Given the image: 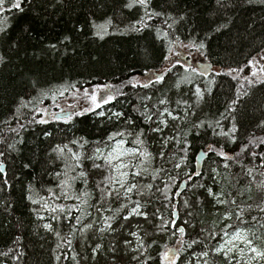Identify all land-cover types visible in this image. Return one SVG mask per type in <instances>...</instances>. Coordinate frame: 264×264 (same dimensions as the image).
I'll list each match as a JSON object with an SVG mask.
<instances>
[{
  "label": "trees",
  "instance_id": "16d2710c",
  "mask_svg": "<svg viewBox=\"0 0 264 264\" xmlns=\"http://www.w3.org/2000/svg\"><path fill=\"white\" fill-rule=\"evenodd\" d=\"M128 3L24 0L21 12L11 9L6 0L0 10V27L6 29L0 32V152L5 153L0 160L7 172V184L0 175V264H143L147 257H151L147 264H170L163 254L172 249L170 257L177 252L180 256L176 264H203L199 253L219 247L224 233L232 234L236 229L249 232L264 248V161L260 158L264 155V144H260L264 139V83L249 84L230 73V69H245L264 49V0H150L148 12L160 14L151 20L144 8L137 5L130 9L125 7ZM142 17L143 23L137 24ZM99 25L107 29L103 39L96 35ZM193 42L197 46L203 43L204 48L190 47ZM176 45L187 46L222 73L172 67L164 56ZM168 68L171 71L162 83L148 88L131 86L136 76ZM100 83H109L118 94L117 100L103 109L104 117L87 113L72 115L68 122L67 117H50L44 118L47 123H30L40 118L37 109L54 103L61 92ZM197 86L204 93L200 100L195 95ZM162 99L167 101L165 105L159 104ZM165 107L180 119L165 116L168 127L162 133L151 132L157 125L150 124L144 114L155 113L156 119L157 109ZM115 112L124 116L109 120ZM129 117L134 124L126 123ZM233 125L234 133L218 135L221 130L229 132ZM141 129L145 133L140 137L142 146L133 143L135 135L125 139L127 147H140L151 154L143 164L147 172L135 179L140 185L153 187L142 189V195H132L149 218L134 216L124 221L133 205L123 197L111 198L104 202L107 211L102 209V215H115V231L102 233V220L94 207L100 200L96 184L108 173L94 170L86 157L93 155L95 148H103V143L97 142L106 141L110 133H139ZM73 141L82 143L83 148ZM57 145L83 153L88 182L77 180L70 194L91 193L87 204L51 195L49 190L60 194L58 185L64 177L56 174L63 173L66 160L70 161L67 149L63 158L53 152ZM209 145L233 159L225 160L215 153L197 159ZM253 151L256 157L251 155ZM139 162L140 157L135 156L132 163ZM196 171L202 175L189 180V174ZM152 175H156L155 180ZM208 189L222 193L219 198L228 203L217 204V196H210ZM45 203L50 207L78 205L91 213L82 218V224L92 223L93 227L81 231L82 224L50 212ZM122 204L128 207L121 208ZM240 209L244 212L238 219ZM172 212L177 215L173 217ZM154 213L165 220L174 219L176 228L157 227L161 221L153 218ZM79 214L73 212V216ZM53 215L58 218L52 219ZM226 215L230 218L225 219ZM44 224H50L52 230ZM181 226L185 233L178 231ZM130 232L142 237L146 251H133L140 242ZM193 239L202 243L189 248ZM125 240L131 243L126 245ZM97 244L102 248L93 253ZM207 260L208 264H228L224 255L216 252H210Z\"/></svg>",
  "mask_w": 264,
  "mask_h": 264
},
{
  "label": "snow or ice",
  "instance_id": "6c2138e0",
  "mask_svg": "<svg viewBox=\"0 0 264 264\" xmlns=\"http://www.w3.org/2000/svg\"><path fill=\"white\" fill-rule=\"evenodd\" d=\"M8 3L11 5V9H16L19 11H23L22 3L24 0H7ZM6 0H0V10H2L5 6ZM150 0H129V3L125 5V7L133 8L137 5L145 9V14L147 15L148 19L151 20L153 16L160 15L159 13H151L148 12V6H149ZM9 9V10H11ZM110 23V22H109ZM143 23V17L140 21H137V24ZM97 31L96 35L100 38H104V34H106L107 29L104 25L96 26ZM169 27H171L169 25ZM136 30H140L137 28ZM6 29L3 27H0V32H4ZM165 35H167L165 33ZM177 42H179V38H177ZM190 47H198L199 49L204 48L203 43H200L198 46L193 42L189 45ZM54 47V46H53ZM169 55L164 56V60L167 61L169 64L172 65V67H176L177 65H181V61L179 59L181 53L180 52H173L172 48L168 49ZM261 60H264V56L260 57ZM3 61V57H0V62ZM187 62L185 61L184 64ZM257 63L256 58H253L248 62L246 67H253ZM188 68H191L192 72H196L197 70L195 68H192L191 66H188ZM187 70V69H186ZM171 71V68H168L166 71L163 72H156L153 73L152 76H148L147 83L138 84V83H132V87H144L148 88L150 85L154 83H162L165 76L168 72ZM244 68L239 69H230L231 72L240 73L243 72ZM260 72H264V66H262L259 69ZM221 73H217V75H220ZM200 75H204L203 72L200 73ZM253 77L256 78L255 81L249 80L248 77H244L246 81H248L249 84L253 82H259L264 83V78H260L257 76V72H252L251 74ZM235 79V77H233ZM191 82V81H188ZM131 83V82H130ZM74 87V85H73ZM110 86L105 85L103 88L100 86H97L96 89H93L91 92H89L88 89L84 90V94L88 99H90L91 103L88 107L82 108L80 111L71 113L67 116V119L65 122H68L72 119V115L76 116H84L87 113H95L96 115L100 117H104L106 115V112L103 110L105 106L110 105L113 101L117 100L118 94L115 92H112L109 90ZM99 90V91H98ZM245 94H247L245 92ZM60 95H63V92L60 93ZM119 95H123L122 92L119 93ZM195 95L197 96L198 100L203 98V91L197 86ZM53 99H55V95H53ZM150 99V98H148ZM30 103V102H29ZM167 103L166 100L162 99L159 101L160 105H165ZM186 103V102H185ZM233 104L236 103V101L232 102ZM22 107H26L27 104H22ZM145 108H147V105H145ZM231 108V106H230ZM100 110V111H97ZM151 110H149L150 112ZM37 112H47V109H37ZM157 112L159 113V116L154 119L155 113L152 114H144L145 119L151 123H155L157 126L154 128H150L151 132L154 133H162L165 128L168 127V119H165V116L172 120L180 119L179 116L174 115L172 111H170L167 107L163 109V111H160L157 109ZM116 117L117 119H120L124 116V113L122 112H115L111 113V115L108 116V119L110 120L112 117ZM59 119V117H57ZM234 119V117H233ZM48 121L44 119L43 116H40L39 119H35L33 121H30V123H47ZM126 123L128 125L134 124V121L131 120V118H127ZM219 123V122H217ZM264 123V122H262ZM161 125L163 127H161ZM203 126V125H200ZM21 128L24 127L23 124L20 125ZM15 131V129H13ZM236 131L235 125H233V128L229 130V132H224L221 130L218 135L223 136H229L230 133H234ZM144 130L141 129L139 133H133V132H125V131H118L110 133L107 137L106 141L103 142H97L98 144L103 143V148L97 147L94 149L93 155L86 157L87 160L92 162V168L97 171L101 172H107L108 175L104 176V179L101 180L96 184V189L100 194V200L97 202V205H94L96 207V211L98 213V219L102 220V227L99 228L100 232H114L115 229L112 226V222L115 220V215L113 216H103L102 215V209L103 204L107 200L111 198H115L117 200L121 199V197L128 200V203L133 205L130 210L128 211V214L123 216L124 221H128L134 216H142L146 221L148 220V213L146 211H142V205L139 200H132V195H142V189H151L153 187L152 184L147 185H140L136 182V177L142 176L145 172H147V169L143 167V164L145 161L149 160L151 158V154L147 153L146 151H142L140 147H133V148H124L123 145L127 143L125 136H136V139L133 141L136 145H143V140L140 138L144 135ZM46 136L50 135V133H45ZM174 139V138H173ZM232 142L235 143V137L232 136ZM114 142V143H113ZM74 144H77L79 147L83 148V144L79 141H73ZM84 143H88L86 140ZM164 146L167 145L168 140H163ZM260 144H264V139L260 140ZM13 145H9V148H13ZM65 149H67V153L70 156V161L66 160L65 162V170L63 173H57V177H61L63 175V179L60 180V184L58 185V188L60 189V194L57 196L55 192H51V195L55 197L56 199H74L79 200L83 204H87L88 200L91 199V193L85 191L82 192L80 195H71L70 192L72 191L73 184L79 180L85 184H87V172L83 171V161L85 159L83 153H75L72 152L70 148H68L67 145H64L63 147L57 145L53 152H55L57 155H60L62 158L64 157ZM247 146H245L244 149L246 150ZM208 153H215L216 155L222 157L225 160L233 159V157L227 156L223 151H217L212 145L208 146V151L204 153L205 156L208 155ZM129 154H133L135 156L140 157V162L138 164H133L131 161L125 162V157ZM240 153H236L237 156H239ZM5 153L0 152V157H3ZM161 158H163L164 153L161 152ZM251 155L253 157H256L258 154L256 152H252ZM261 160L264 161V155L260 156ZM199 159V157H197ZM98 161H102L98 162ZM264 166V165H262ZM27 167V165H25ZM175 167L179 168L180 164L175 165ZM227 167V164L225 165ZM79 170V171H78ZM160 171V170H158ZM251 169H249V173H251ZM72 173H75V175H72ZM0 175H3L5 178V183L7 184V172H6V166L0 160ZM202 173L199 171L190 173L188 178L191 180L193 176L199 177ZM151 179L155 180L156 175H152ZM127 184V187L125 185ZM119 185V187H116ZM203 187V185H201ZM168 186L165 185V192L167 191ZM121 190H123L121 192ZM160 191V189H157ZM208 194L210 196H217V204H225L228 203V201H225L223 199H220L219 196H222L223 194H214L211 189H208ZM179 195V193H177ZM168 199V197H165ZM28 199L31 200V197L29 196ZM32 203H37V201L32 200ZM231 203H235V200H232ZM185 204L187 205V201H185ZM128 205L122 204L121 208H127ZM45 208H47L52 213H58L62 214L64 217H66L69 220L74 219L76 221V224H82V218L85 215L90 216L91 213H85L83 209H81L78 205H57L55 207H50L47 203H45ZM103 211H107V209H103ZM117 212L120 211V209L116 210ZM261 211H264V208L261 209ZM73 212L80 213L79 215L73 216ZM159 210L157 209V213ZM244 209H240V213L238 214V219H240L243 215ZM171 215L174 217L177 215L176 212H172ZM191 215V213H189ZM57 215H53L52 219H57ZM154 219H158L161 221L157 227L162 229H167L169 226L172 228H176V221L173 220H165L162 215H157L156 213L153 214ZM230 216L226 215L225 219H229ZM256 217H253V220H256ZM185 224H189V221L185 220ZM76 225H72L73 228H75ZM191 227H195V225H190ZM93 227L92 223L88 224H82L81 231L85 229H91ZM123 227V225H121ZM228 228H232V225H227ZM44 228L52 230V226L50 224H44ZM178 231L180 233H185L186 229L185 227L181 226L178 228ZM203 232L204 229H201ZM59 235V233H57ZM129 235L134 236L137 238V240L140 242L138 245V248L133 249V251H139L141 248H145L143 244L142 237L138 235L137 232H130ZM173 235H175V232H173ZM212 233H209V236H212ZM225 236H228L229 233L225 232ZM235 241H240L243 243L244 247H239ZM126 245L130 244L131 241L125 240L124 242ZM202 241L193 239L191 243L188 245L189 248L192 247V245H199ZM228 245V246H226ZM226 245L222 244L219 247L215 249H209L206 251H203L199 253L200 258L203 259V264H208L207 257L210 255V252H216L223 254L225 259L227 260L228 264H264V248H260L256 246L252 239L249 238V233L245 232L242 229H236L232 233V238L226 241ZM102 245L97 244L95 248L92 249L93 253H96L97 250L101 249ZM113 252H115V248L112 249ZM146 251V248H145ZM171 251V250H170ZM6 255V254H5ZM165 258H168L170 260V264H176V261L180 259L179 253H174L172 257L169 256V253L166 252L163 254ZM133 259H138L137 256H133ZM57 259H60V257H57ZM73 260L76 259L75 256L72 257ZM148 259H151V257H147L143 264H147ZM78 264V261H77ZM189 264H191V261H189Z\"/></svg>",
  "mask_w": 264,
  "mask_h": 264
},
{
  "label": "rangeland",
  "instance_id": "374dc122",
  "mask_svg": "<svg viewBox=\"0 0 264 264\" xmlns=\"http://www.w3.org/2000/svg\"><path fill=\"white\" fill-rule=\"evenodd\" d=\"M172 49H173V52L178 51L181 53L179 59L181 61V65L184 68H188V66H191L192 68H195L197 71L202 70L203 72H205V70L211 71L213 69L212 70L213 72L222 73L221 69H218V68L208 69L204 65L206 63V60L203 57L198 56L192 50L188 49L187 46L176 45ZM261 56H264V49L262 51H260L255 57H253V58H256V61H257V63L253 67H245L244 71L240 72V73L233 72L232 76L234 75V77L236 76V78L239 77L241 79H244V77L242 78L241 76L243 74H246V75H248V77H250V79L256 80V78L251 75L252 72L255 71V72H257L258 77L264 78V72L259 71V69L262 66H264V60L260 59ZM185 61L187 62L186 64H184ZM153 73H155V72H148V73H145L144 75L136 76L132 80V82L138 83V84L145 83L146 81H148L147 77L152 76ZM105 85L110 86L109 83H100V84H94V85H91V86H88V87H85L82 89H78V88L72 89L66 93H63V95L59 96L58 99L54 103H51L49 105H45L44 107L40 108V109H47V112L46 113L39 112V114H40V116H43L44 118L67 117L69 114L74 113L76 111L78 112L82 108H86L90 105V103H91L90 99H88V97H86L84 94L85 89H88L89 92H91L93 89H96L97 86H100L101 88H103V86H105ZM109 90L112 91L111 87ZM123 147L124 148H131V147H127L126 144H124ZM134 157H135V155L129 154L128 156H126L124 158L125 162H128V161L132 162ZM116 187H119V185H117ZM245 232H247V231H245ZM247 233H249V232H247ZM231 238H232V234H229L228 236L225 237L222 244L226 245V241H228ZM249 238L253 240V242L256 246H258L255 243L254 238L250 233H249ZM235 243H237L239 245V247H244L243 243H241L240 241H235ZM226 246H228V245H226Z\"/></svg>",
  "mask_w": 264,
  "mask_h": 264
},
{
  "label": "water",
  "instance_id": "95a60500",
  "mask_svg": "<svg viewBox=\"0 0 264 264\" xmlns=\"http://www.w3.org/2000/svg\"><path fill=\"white\" fill-rule=\"evenodd\" d=\"M204 65H205L208 69H211V68H212V64H210V63H208V62H206ZM203 156H204V153L201 152V153H200V158H199V160H201ZM182 184H183V183H182ZM168 253L170 254V253H172V251H170V252H168Z\"/></svg>",
  "mask_w": 264,
  "mask_h": 264
},
{
  "label": "bare ground",
  "instance_id": "6f19581e",
  "mask_svg": "<svg viewBox=\"0 0 264 264\" xmlns=\"http://www.w3.org/2000/svg\"><path fill=\"white\" fill-rule=\"evenodd\" d=\"M172 250L174 251V249H172ZM173 251H172V252H173Z\"/></svg>",
  "mask_w": 264,
  "mask_h": 264
}]
</instances>
